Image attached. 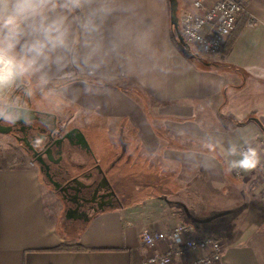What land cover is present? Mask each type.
<instances>
[{"label": "crops", "instance_id": "0c3cea01", "mask_svg": "<svg viewBox=\"0 0 264 264\" xmlns=\"http://www.w3.org/2000/svg\"><path fill=\"white\" fill-rule=\"evenodd\" d=\"M117 2L127 11L105 24L120 46L103 80L66 82L59 91L88 120L90 148L105 145L108 177L136 187L134 200L122 202L131 196L125 186L117 205L70 221L52 206L33 159H0V264H143L168 246L147 248L141 232L181 223L224 244L213 264H264V0H245L229 51L226 42L200 60L175 39L170 0ZM230 144L257 148L260 164L225 174L226 161L239 159L226 155ZM122 153L129 158L115 162Z\"/></svg>", "mask_w": 264, "mask_h": 264}, {"label": "clouds", "instance_id": "9594fccd", "mask_svg": "<svg viewBox=\"0 0 264 264\" xmlns=\"http://www.w3.org/2000/svg\"><path fill=\"white\" fill-rule=\"evenodd\" d=\"M124 11L117 0H0V121L24 119L23 98L44 93L54 81H102L107 58L120 46L117 33L105 34V24ZM226 155L239 159L226 161L225 174L261 162L251 145L230 144Z\"/></svg>", "mask_w": 264, "mask_h": 264}, {"label": "flooded vegetation", "instance_id": "af4514ba", "mask_svg": "<svg viewBox=\"0 0 264 264\" xmlns=\"http://www.w3.org/2000/svg\"><path fill=\"white\" fill-rule=\"evenodd\" d=\"M52 87L48 101L39 91L30 98L24 97L22 109L25 118L12 125L0 121V132L11 135L16 144L22 147L24 154L39 164L65 215L70 216V221L82 223L101 210L120 203L121 191L125 186L129 188L131 183L108 177L94 148L85 147L81 129L72 126L62 131L61 119L70 115L62 111V105L59 106V85L53 84ZM10 95L21 94L13 91ZM84 136L92 146L87 134ZM67 146L85 152L88 157L84 161L93 166V175L91 172H82L84 165L76 161V172L63 166ZM123 156L124 153L114 157L115 162Z\"/></svg>", "mask_w": 264, "mask_h": 264}, {"label": "built area", "instance_id": "2783aa9c", "mask_svg": "<svg viewBox=\"0 0 264 264\" xmlns=\"http://www.w3.org/2000/svg\"><path fill=\"white\" fill-rule=\"evenodd\" d=\"M246 13L245 0H186L178 16V30L183 40L201 53H220L239 18ZM247 146H244L246 148ZM142 243L156 249L164 243L166 250L154 251L143 259V264H213L220 263L222 243L211 237H194L186 224L175 225L168 231L141 232Z\"/></svg>", "mask_w": 264, "mask_h": 264}, {"label": "rangeland", "instance_id": "374dc122", "mask_svg": "<svg viewBox=\"0 0 264 264\" xmlns=\"http://www.w3.org/2000/svg\"><path fill=\"white\" fill-rule=\"evenodd\" d=\"M171 2V0H170ZM178 2V7H177V17L180 15L182 9L184 8L185 4H186V0H177ZM237 28V27H236ZM173 33L175 35V39L178 41V34H177V30L174 28L173 26ZM190 46V45H189ZM184 47V46H183ZM184 49L189 52L191 55H193L196 59L200 60V59H203L205 55H203V53H201L197 48H195L194 46H190L189 48L187 47H184ZM207 56V55H206ZM209 56V55H208ZM54 85H59L62 86L65 84V82H61V83H53ZM52 85L49 86L48 89L45 90L44 93H42V96L43 98L45 99V101L50 98V93L52 91L51 88H53ZM57 99L59 100L60 105L63 106L62 111L65 112L67 111L68 114L70 116L68 117H63L61 119V123H60V126H61V129L62 131H65V130H68L70 129L72 126H76L78 127L79 129H81L82 133L84 135L87 134V136L91 137V131L87 130L86 128V123H88V120H82V116H77L76 113L79 111L80 108H78V106H75L69 99L65 98L61 92H58L57 93ZM39 106V105H38ZM41 107V106H40ZM58 107V106H57ZM44 109V105L42 107ZM85 113H83L84 115ZM91 118V117H90ZM96 118L97 120H102L101 118L99 117H94ZM89 119V118H88ZM95 143V151L96 153L100 156V154L103 153V147L105 145H103L101 142H94ZM249 144H246L244 146H248ZM243 146V147H244ZM241 147V150L242 148ZM66 150V154H65V160L64 162L62 163L63 166H65V168H68L70 169L71 172L73 171H78V168L76 167L75 165V161H79V160H82L84 161L85 158H87L88 156L85 154L84 151H80L78 149H73V148H69L68 146L65 148ZM125 154V157H126V160L129 158V156H127L126 153ZM29 157V156H28ZM22 158H25V154L23 152V149L22 147H20L19 145L16 144V142L14 141L13 137L9 134H6V133H2L0 132V159H2L3 161H6V162H10L12 163L14 160L16 161H21ZM31 158V157H30ZM32 159V158H31ZM107 159V160H106ZM105 159V162L108 161V157ZM36 162V161H35ZM37 163V162H36ZM124 163V160H122L120 162L119 165H122ZM38 164V163H37ZM39 165V164H38ZM125 165V164H124ZM105 166V165H104ZM43 174V173H42ZM135 177V176H133ZM133 177H130L133 181ZM137 179H138V175H136ZM43 178H44V181L46 183V186L48 189L52 190L53 187H51L47 181V179H45L44 175H43ZM130 186H129V191L127 193L130 192V195L131 196H125L123 199H122V202L125 203L127 201H132L134 200V192H136V187L133 186L132 182H130ZM53 193V200H51L50 202L52 203V206H54V209H58L59 206H60V202L58 201V198H56L57 196L55 195V193L53 192V190L51 191ZM146 194H150V195H153V186L151 188H149L147 191ZM52 193H49L51 196H52ZM127 197L131 198L130 200H127ZM138 198V197H137ZM163 198H166V197H163ZM168 198V197H167ZM49 199H51L50 197H48V201ZM63 211V214H64V210L62 209ZM223 245V250H224V244L222 243ZM223 256V255H222ZM222 261V260H221ZM221 263V262H220Z\"/></svg>", "mask_w": 264, "mask_h": 264}, {"label": "water", "instance_id": "95a60500", "mask_svg": "<svg viewBox=\"0 0 264 264\" xmlns=\"http://www.w3.org/2000/svg\"><path fill=\"white\" fill-rule=\"evenodd\" d=\"M177 7H178V2L177 0H171V9H172V24L174 26V28L177 30V34H178V40L179 43L187 48H189L190 46L183 40L182 36L180 35V32L178 30V17H177ZM82 138L84 140L85 143V147L86 148H90V145L88 143V141L86 140L85 136L82 134Z\"/></svg>", "mask_w": 264, "mask_h": 264}, {"label": "trees", "instance_id": "16d2710c", "mask_svg": "<svg viewBox=\"0 0 264 264\" xmlns=\"http://www.w3.org/2000/svg\"><path fill=\"white\" fill-rule=\"evenodd\" d=\"M236 37L231 38L229 41H227V51H229L233 45V42L235 40Z\"/></svg>", "mask_w": 264, "mask_h": 264}]
</instances>
